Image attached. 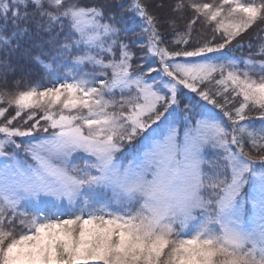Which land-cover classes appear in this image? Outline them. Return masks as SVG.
I'll return each instance as SVG.
<instances>
[{"label": "snow or ice", "instance_id": "snow-or-ice-1", "mask_svg": "<svg viewBox=\"0 0 264 264\" xmlns=\"http://www.w3.org/2000/svg\"><path fill=\"white\" fill-rule=\"evenodd\" d=\"M0 264H264V0H0Z\"/></svg>", "mask_w": 264, "mask_h": 264}, {"label": "trees", "instance_id": "trees-1", "mask_svg": "<svg viewBox=\"0 0 264 264\" xmlns=\"http://www.w3.org/2000/svg\"><path fill=\"white\" fill-rule=\"evenodd\" d=\"M205 2H213V0H205Z\"/></svg>", "mask_w": 264, "mask_h": 264}]
</instances>
